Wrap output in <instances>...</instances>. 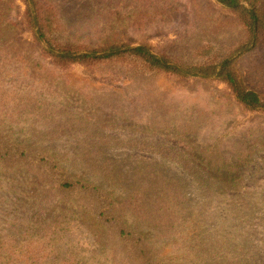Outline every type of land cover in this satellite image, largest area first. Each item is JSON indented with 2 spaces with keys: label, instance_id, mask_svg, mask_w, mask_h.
Segmentation results:
<instances>
[{
  "label": "rangeland",
  "instance_id": "obj_1",
  "mask_svg": "<svg viewBox=\"0 0 264 264\" xmlns=\"http://www.w3.org/2000/svg\"><path fill=\"white\" fill-rule=\"evenodd\" d=\"M42 3L84 49L189 63L240 37L215 0ZM25 10L0 0V264H264V113L214 80L55 63Z\"/></svg>",
  "mask_w": 264,
  "mask_h": 264
},
{
  "label": "trees",
  "instance_id": "obj_2",
  "mask_svg": "<svg viewBox=\"0 0 264 264\" xmlns=\"http://www.w3.org/2000/svg\"><path fill=\"white\" fill-rule=\"evenodd\" d=\"M22 1L29 30L44 56L55 63L93 65L119 60L134 63L143 74L159 72L184 79L214 80L225 84L243 110L264 113V0H215L214 4L232 14L240 37L229 47L205 43L196 46L189 63L174 60L146 43L132 46L108 39L107 43L89 44L84 49L79 41L72 40L54 7L45 6L42 0ZM243 57L251 62L245 73L247 79L238 66ZM67 187L72 188V184L67 183Z\"/></svg>",
  "mask_w": 264,
  "mask_h": 264
}]
</instances>
